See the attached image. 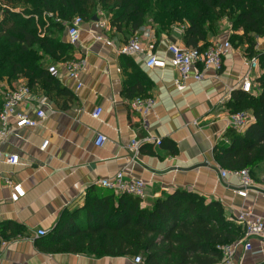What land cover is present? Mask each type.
I'll return each mask as SVG.
<instances>
[{"label": "crops", "instance_id": "1", "mask_svg": "<svg viewBox=\"0 0 264 264\" xmlns=\"http://www.w3.org/2000/svg\"><path fill=\"white\" fill-rule=\"evenodd\" d=\"M221 29L219 37L207 39L209 44L228 37L223 26ZM137 34L144 54L131 59L150 82L147 93L155 102L146 116V129L130 108L131 99L123 94L126 75L131 71L122 64L118 53L124 37L109 29L101 30L93 21L83 22L74 46L73 60L84 61L77 80L67 77L65 63L48 65L56 66L59 86L66 88L71 97L47 96L37 86L31 88L36 100L45 99L46 118L35 128L18 130V136L9 135L4 145V150L18 155L19 163H0V224L13 222L21 230L12 225L4 231V235H16L0 244V264H135L130 257L50 253L38 246L41 237L37 230L49 232L64 209L71 211L83 206L90 186L98 187V180L120 171L146 183L142 208H150L163 194L185 190L206 202H219L228 217L236 218L241 212L264 217V182L255 181V188L247 197L239 198L234 192L237 181H222L212 156L213 147L230 128L233 114L228 102L235 91H240L239 82L246 72L244 58L248 56L233 48L223 58L220 72L208 70L202 81L189 80L186 88L178 91L171 66L148 70L144 62L149 55L164 58L171 44L184 45L182 30L176 26L156 32L141 27ZM97 36L101 40L94 38ZM258 40L263 46L260 51H264V39ZM62 41L68 42L66 29ZM24 84L26 80L21 78L12 87ZM254 85L258 91L257 84ZM37 107V103L26 104L20 110L35 118ZM96 108H102V114L93 119L91 113ZM247 113L251 124L253 113ZM97 133L107 138L99 148L93 144ZM147 137L160 139L161 144L141 143L137 154L129 150L132 140L141 142ZM44 141L48 145L41 151ZM174 148L176 152L172 153ZM195 166L201 167L192 169ZM15 185L20 186L24 195L11 202V187ZM251 244L254 251L262 249L264 253L263 241L254 238ZM262 261V255L243 253L241 246L233 259L234 264Z\"/></svg>", "mask_w": 264, "mask_h": 264}, {"label": "trees", "instance_id": "2", "mask_svg": "<svg viewBox=\"0 0 264 264\" xmlns=\"http://www.w3.org/2000/svg\"><path fill=\"white\" fill-rule=\"evenodd\" d=\"M23 1L30 9L24 13L5 10L0 21V80L23 78L28 87L37 86L47 96L68 98L70 92L59 86L57 78L47 70L50 63L73 60L74 46L62 41L66 24L76 16L84 22H90L94 16L99 20L95 9L101 6L109 15V31L120 33L127 40L144 26L149 12L136 0H115L111 5L108 0ZM44 14H52L60 22L53 17L44 18ZM160 14L166 17L159 24L160 32L185 19L184 46L200 49L209 46V30L220 33L218 21L226 16L230 19L232 33L228 40L233 48L245 45L244 53L258 59L262 71L255 81L258 96L235 91L228 102L233 115L250 110L254 122L243 133L227 129L212 149L220 169H247L256 180L253 169L258 165L261 164L264 174V51L255 50L257 39L264 38V0H171ZM131 58L120 56L122 64L131 70L126 75L123 94L131 101L149 98L150 82ZM12 225L21 230L13 222L0 224L1 239L5 242L16 235H4ZM242 237L243 227L236 218L225 215L219 202H206L195 193L176 190L163 194L150 208H142L138 198L126 194L115 198L112 192L90 186L83 206L71 211L64 209L38 246L50 253L95 258L142 257L143 264H219V248Z\"/></svg>", "mask_w": 264, "mask_h": 264}, {"label": "built area", "instance_id": "3", "mask_svg": "<svg viewBox=\"0 0 264 264\" xmlns=\"http://www.w3.org/2000/svg\"><path fill=\"white\" fill-rule=\"evenodd\" d=\"M49 17H53L56 22H60V19L52 14L47 16L45 14L44 18ZM83 22L84 21L81 17L76 16L66 24V36L68 42L73 46L78 42L80 28ZM95 23L101 30H108V25L105 26L101 19ZM223 30L228 36L223 41H213L205 49L171 44L168 46L167 54L164 58L156 55H149L144 62V66L148 70L164 69L167 65L171 66L176 73L174 85L178 91H183L189 80H194L196 82L202 81L206 71L211 70L216 73L221 71L223 58L233 50V46L228 40L229 35L232 33L231 25L225 23L223 25ZM94 38L98 41L101 40L98 36ZM258 42L259 40L256 41L255 50L260 51L258 49ZM106 43L107 45L111 44L109 41H106ZM118 53L129 57L142 56L144 51L138 34L123 41L118 48ZM244 65L246 66V72L240 79L239 89L245 94L256 97L257 91L255 90L254 84L256 79L262 74L258 59L256 57H245ZM65 68L67 71V77L71 80H77L79 73L84 68V61L71 60L65 63ZM47 70L50 76L54 78L59 77V72L55 65L48 66ZM79 87L80 84H77V88ZM34 103H37L38 105L35 110V118H30L20 110L22 106ZM154 105L155 102L151 98H136L130 102V108L139 115L140 125L144 129L147 128L146 116L152 111ZM45 106V99L36 100L31 88L28 87L27 84L19 85L12 90L7 89L6 92H4L0 103V163L12 166L18 165V155L4 150L6 139L11 134L18 136V130L35 128L38 126L46 118L44 112ZM101 114L102 108H96L91 113V117L93 119H98ZM250 121L251 119L247 111L234 114L231 117L230 128L239 133H243L250 125ZM106 140L107 138L104 135L97 133L93 144L99 148L104 145ZM141 143L156 144L159 146L161 140L147 137L140 142L137 139H134L130 143L129 150L134 154H137ZM47 145L48 142L44 141L40 150L44 151ZM218 172L222 181H225L228 178H234L237 181L238 184L234 192L239 198H246L248 192L255 188V181L247 169L240 171H227L218 167ZM96 184L98 187L112 192L115 196L126 194L138 198L140 202H143L145 199L146 183L129 177L123 171L117 172L110 178L98 180ZM11 189L10 200L11 202H17L24 193L19 185H15L11 187ZM236 220L243 227V237L240 241L219 248L222 256L221 262L223 264H234L233 259L239 246H241L243 253L256 256L262 255L264 260L263 250L259 249L254 251L251 244V239L254 238L264 242V217L252 216L250 212H241L238 217H236ZM47 234L48 231L42 229L37 230V236L39 237H45ZM5 243L6 242L0 237V244L4 245ZM133 261L135 264H143L142 257H135Z\"/></svg>", "mask_w": 264, "mask_h": 264}, {"label": "rangeland", "instance_id": "4", "mask_svg": "<svg viewBox=\"0 0 264 264\" xmlns=\"http://www.w3.org/2000/svg\"><path fill=\"white\" fill-rule=\"evenodd\" d=\"M136 1L138 2V4L143 6L145 9L149 8V12L146 15L145 24L143 27H145L147 29L152 28L153 30H156V32H157V30H159V24L164 23V19H166V17L164 18V16L161 15L160 13L164 10L167 2H169L171 0H136ZM146 1H147L148 5H146ZM114 2H115V0H108L109 5L113 4ZM28 9H30V7H27L24 4L23 0H0V21L3 19V11H5V10L12 12V13H24ZM95 13L100 18L105 19L106 22L108 23L109 15H108V12L106 9L102 8L101 6H97L95 9ZM24 16H26V15H24ZM44 17H45V14H44ZM35 20H36V18H35ZM225 23L230 24V19L227 18L226 16H223L218 21V24H219L218 30H220V33L222 31L221 27ZM185 25H186V20L183 19L181 24H178V23L172 24L169 27V29L177 26L178 28L183 30ZM217 28H218V25H217ZM214 31H210V30L208 31L209 32L208 37H207L208 39L219 37L220 33H214ZM261 47H263V46L261 45V43L258 42V49L262 50ZM245 48H246L245 45H243L242 48H239L240 52H243V50H245ZM19 79H21V78H19ZM5 82L10 84L11 86L10 85H8V86L3 85V83H5ZM14 83H16V81L10 82L9 80H7V78H3L0 80V103H1V99L3 97V94H4V92H6L7 89L12 90L13 88L17 87L16 85H15V87H12ZM254 87H255V85H254ZM258 94H259V90L256 92V96H258ZM261 168H262V166L260 164L257 166V168L253 169L254 175L256 177V180H254V181H259V182L263 183L264 182V174L262 173Z\"/></svg>", "mask_w": 264, "mask_h": 264}, {"label": "water", "instance_id": "5", "mask_svg": "<svg viewBox=\"0 0 264 264\" xmlns=\"http://www.w3.org/2000/svg\"><path fill=\"white\" fill-rule=\"evenodd\" d=\"M91 21H93V22H97L98 21V18L96 17V16H94L93 18H92V20ZM206 164H202V166H205ZM197 167H201V166H195V167H193L192 169H195V168H197Z\"/></svg>", "mask_w": 264, "mask_h": 264}]
</instances>
